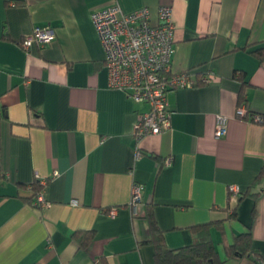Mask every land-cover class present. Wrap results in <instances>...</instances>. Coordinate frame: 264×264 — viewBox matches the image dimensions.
Masks as SVG:
<instances>
[{"label": "crops", "instance_id": "1", "mask_svg": "<svg viewBox=\"0 0 264 264\" xmlns=\"http://www.w3.org/2000/svg\"><path fill=\"white\" fill-rule=\"evenodd\" d=\"M115 3L126 14L147 7L153 25L172 7L171 71L196 80L168 94L170 129L140 141L149 106L109 88L91 19ZM36 27L55 38L26 51ZM260 48L264 0H0V264H154L149 207L170 249L190 244L193 226L220 223L211 238L221 264H264V121H254L264 118V60L251 53ZM40 180L48 208L28 200ZM135 184L145 187L136 213ZM248 229L256 253L234 258V237ZM77 231L94 239L81 247Z\"/></svg>", "mask_w": 264, "mask_h": 264}, {"label": "built area", "instance_id": "2", "mask_svg": "<svg viewBox=\"0 0 264 264\" xmlns=\"http://www.w3.org/2000/svg\"><path fill=\"white\" fill-rule=\"evenodd\" d=\"M160 23L153 25L150 11L144 7L133 13H124L118 3L95 10L92 15L93 26L99 36L105 52V65L108 70L109 88L118 89L127 94L137 104H146L148 111L143 113L135 125L134 137L140 141L149 135H160L170 129L171 115L168 94L177 89L192 88L196 80L190 72L172 73L171 65L175 54L173 8L161 6L158 10ZM55 35L49 27H36L32 34L22 41L26 51L38 44L41 48L51 44ZM208 81V79H206ZM248 110L240 106L237 117L245 118ZM254 121L263 122V117L254 116ZM227 134V118L219 115L216 121V137ZM142 152L137 149L136 157ZM171 164V159L166 160ZM54 176H58L55 171ZM46 180H40L44 187ZM145 187L133 186L131 207L136 213L137 205L142 202ZM234 196L239 194L232 187ZM74 205L77 203L74 201ZM34 206L48 208L51 204L45 200L43 190L35 198ZM118 209L110 210L114 218Z\"/></svg>", "mask_w": 264, "mask_h": 264}, {"label": "trees", "instance_id": "3", "mask_svg": "<svg viewBox=\"0 0 264 264\" xmlns=\"http://www.w3.org/2000/svg\"><path fill=\"white\" fill-rule=\"evenodd\" d=\"M260 61L264 60V48L257 49L251 52ZM244 77V76H243ZM243 77H241L243 79ZM245 94L241 92L239 96V104L245 102ZM249 114V111H248ZM247 114V115H248ZM253 116V115H252ZM264 121V118H263ZM1 178V177H0ZM257 182H264V166L259 173ZM33 195L29 200L30 203L35 202V198L43 187L39 182L32 185ZM264 190V188H263ZM262 190V192H263ZM249 194V192H247ZM261 193H254L253 197L257 198ZM147 221L149 223L150 240L147 244H151L154 249V264H221L217 249L211 238L212 227L220 223H206L193 226L192 242L184 247L178 249H170L165 241V235L159 228L154 212L151 207L148 209ZM230 218H236L235 210L231 214ZM74 238L78 241L81 247H86L94 239V233L92 231L83 232L77 231L74 233ZM231 256L234 258H243L249 254H254L256 251L252 246V235L250 229L247 232L239 234L234 237V241L230 246ZM259 264L263 261L260 259L255 260ZM97 264H108L106 260L100 259Z\"/></svg>", "mask_w": 264, "mask_h": 264}]
</instances>
